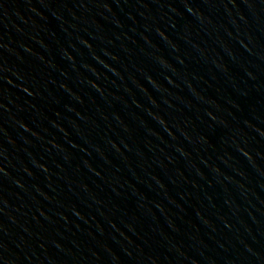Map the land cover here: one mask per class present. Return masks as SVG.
Listing matches in <instances>:
<instances>
[{"label":"water","instance_id":"95a60500","mask_svg":"<svg viewBox=\"0 0 264 264\" xmlns=\"http://www.w3.org/2000/svg\"><path fill=\"white\" fill-rule=\"evenodd\" d=\"M0 264H264V0H0Z\"/></svg>","mask_w":264,"mask_h":264}]
</instances>
